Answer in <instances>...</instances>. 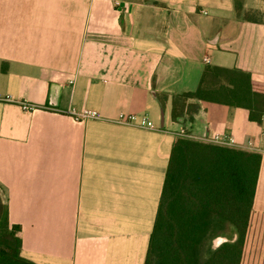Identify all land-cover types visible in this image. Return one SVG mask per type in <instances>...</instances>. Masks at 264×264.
<instances>
[{"label": "crops", "instance_id": "0c3cea01", "mask_svg": "<svg viewBox=\"0 0 264 264\" xmlns=\"http://www.w3.org/2000/svg\"><path fill=\"white\" fill-rule=\"evenodd\" d=\"M249 11L264 14V0H0V226L17 228L20 257L145 264L178 138L261 155L246 242L255 229L264 242V119L205 101L193 122L171 118L172 96L207 65L264 83V23ZM128 113L155 128L115 124Z\"/></svg>", "mask_w": 264, "mask_h": 264}, {"label": "trees", "instance_id": "16d2710c", "mask_svg": "<svg viewBox=\"0 0 264 264\" xmlns=\"http://www.w3.org/2000/svg\"><path fill=\"white\" fill-rule=\"evenodd\" d=\"M155 97L163 108L167 96ZM200 101L246 109L249 120L258 124L264 119V83L239 69L205 66L194 91L172 96V120L193 122ZM260 163L257 152L176 139L145 264H240ZM232 229L237 234L234 242L203 256L209 239L218 234L231 237ZM16 230L6 221L0 226V264H33L20 257Z\"/></svg>", "mask_w": 264, "mask_h": 264}, {"label": "built area", "instance_id": "2783aa9c", "mask_svg": "<svg viewBox=\"0 0 264 264\" xmlns=\"http://www.w3.org/2000/svg\"><path fill=\"white\" fill-rule=\"evenodd\" d=\"M205 61H207L206 58H205ZM6 100L9 101L10 98H6ZM17 104L20 106V108L23 111H26V112H33L38 109L37 105L30 104L24 101H18ZM64 113L73 117L77 121H84L87 119H98L99 118V114L96 111L87 110V109L77 111L74 108H70L66 110ZM115 124L118 126L143 128V129H154L155 128L154 124L145 115L138 116L134 113L119 115L118 118H116L115 120ZM213 141L216 143L218 142L220 144L226 143L224 140L218 139L216 136L213 138Z\"/></svg>", "mask_w": 264, "mask_h": 264}, {"label": "rangeland", "instance_id": "374dc122", "mask_svg": "<svg viewBox=\"0 0 264 264\" xmlns=\"http://www.w3.org/2000/svg\"><path fill=\"white\" fill-rule=\"evenodd\" d=\"M243 17H245L247 19H257V20L264 21V14H261V13H258V12L249 11L246 14L244 13ZM250 223H252V219H251V222H250V217H249L248 226H249ZM252 229H253V225H251V230ZM246 233H247V231H246ZM251 233H252V237L253 238H255V235L258 237V239H257L258 242H246L247 234H245L243 251H244L245 248H246V251H244V253L242 255L241 264H249L250 260H251L252 264H260L258 258L260 257L261 252H262V250L264 248V242H259L261 231L259 229H255ZM209 240L205 244V248H204V252H203V256L204 257H208V254H209V244H208Z\"/></svg>", "mask_w": 264, "mask_h": 264}, {"label": "water", "instance_id": "95a60500", "mask_svg": "<svg viewBox=\"0 0 264 264\" xmlns=\"http://www.w3.org/2000/svg\"><path fill=\"white\" fill-rule=\"evenodd\" d=\"M237 239V234L234 229H232V236L229 237L228 235L225 234H218L212 237L209 240V254L208 256L215 250L217 249L221 244L223 243H228V242H234Z\"/></svg>", "mask_w": 264, "mask_h": 264}]
</instances>
